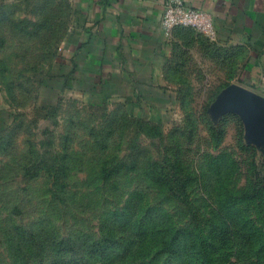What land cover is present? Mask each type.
Returning <instances> with one entry per match:
<instances>
[{"label": "rangeland", "instance_id": "374dc122", "mask_svg": "<svg viewBox=\"0 0 264 264\" xmlns=\"http://www.w3.org/2000/svg\"><path fill=\"white\" fill-rule=\"evenodd\" d=\"M76 11L0 0V264H192L156 233L222 221L232 243L212 264H264V109L252 123L219 104L234 86L264 100V65L179 28L164 94L97 88L63 75Z\"/></svg>", "mask_w": 264, "mask_h": 264}, {"label": "crops", "instance_id": "0c3cea01", "mask_svg": "<svg viewBox=\"0 0 264 264\" xmlns=\"http://www.w3.org/2000/svg\"><path fill=\"white\" fill-rule=\"evenodd\" d=\"M181 1L210 13L217 39L245 47L253 67L264 65V0ZM72 2L78 24L62 42L63 75L97 88L107 83L119 87L142 84L148 93L164 94L155 85L164 81L168 57L183 32L161 28L166 0Z\"/></svg>", "mask_w": 264, "mask_h": 264}, {"label": "trees", "instance_id": "16d2710c", "mask_svg": "<svg viewBox=\"0 0 264 264\" xmlns=\"http://www.w3.org/2000/svg\"><path fill=\"white\" fill-rule=\"evenodd\" d=\"M168 189L172 197L177 200L181 198L180 195L182 193L177 187H169ZM258 196L259 195H254L253 197L256 198ZM183 233V231H176L165 234L166 236H169L168 239H166L163 234L159 235V233H156L158 235L155 236H158V238L155 241L159 243L162 242V245L165 247L166 254L176 253L178 257H182L183 259L188 257L192 264H212L215 259H220V256L230 248L232 243L231 228L225 221L219 222L208 238L200 232H197L196 235L188 234L185 237L181 236ZM177 239H180L181 242L177 241ZM176 247L179 249L176 250Z\"/></svg>", "mask_w": 264, "mask_h": 264}, {"label": "built area", "instance_id": "2783aa9c", "mask_svg": "<svg viewBox=\"0 0 264 264\" xmlns=\"http://www.w3.org/2000/svg\"><path fill=\"white\" fill-rule=\"evenodd\" d=\"M210 13L185 5L181 0H166L160 16V26L169 32L187 28L211 39L217 38Z\"/></svg>", "mask_w": 264, "mask_h": 264}, {"label": "water", "instance_id": "95a60500", "mask_svg": "<svg viewBox=\"0 0 264 264\" xmlns=\"http://www.w3.org/2000/svg\"><path fill=\"white\" fill-rule=\"evenodd\" d=\"M219 104L237 111L252 123L260 120L263 116L264 100L237 86L231 87L223 93Z\"/></svg>", "mask_w": 264, "mask_h": 264}]
</instances>
